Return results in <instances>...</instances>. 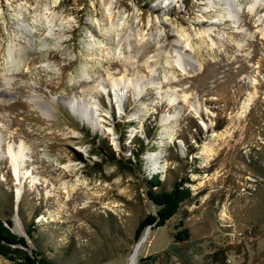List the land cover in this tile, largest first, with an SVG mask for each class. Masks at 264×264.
<instances>
[{
    "label": "rangeland",
    "instance_id": "obj_1",
    "mask_svg": "<svg viewBox=\"0 0 264 264\" xmlns=\"http://www.w3.org/2000/svg\"><path fill=\"white\" fill-rule=\"evenodd\" d=\"M122 127L144 175L191 189L138 239L143 175L97 146ZM0 217L51 264H264V0H0Z\"/></svg>",
    "mask_w": 264,
    "mask_h": 264
},
{
    "label": "trees",
    "instance_id": "obj_2",
    "mask_svg": "<svg viewBox=\"0 0 264 264\" xmlns=\"http://www.w3.org/2000/svg\"><path fill=\"white\" fill-rule=\"evenodd\" d=\"M125 129L122 127L118 129L119 136V151L115 155L114 151L107 146L108 151H105L100 145L98 149L100 153L105 156L115 158V163L123 168H127L131 172L143 175L145 184L146 197L154 204V212H149L143 216L135 228V239H138L143 229L146 226L151 228L159 227L165 224L172 216H175L180 210L182 203L191 196V189L184 185L189 181L188 177L176 180L173 186L169 189L162 188L163 179L160 174L155 172L150 176L144 175L142 166V155L148 147V142H145L143 137H137V143L130 148L129 155H125L126 146L122 143L125 139ZM146 136H149L146 134ZM95 149V151H98ZM12 219L7 217L5 219L0 217V255L16 260L19 264H51L44 252L37 246H30L35 238L34 223H30L26 228V235H19L12 230ZM179 228L173 234L177 240L187 239L189 236V228L184 224L183 220H179L176 225Z\"/></svg>",
    "mask_w": 264,
    "mask_h": 264
},
{
    "label": "bare ground",
    "instance_id": "obj_3",
    "mask_svg": "<svg viewBox=\"0 0 264 264\" xmlns=\"http://www.w3.org/2000/svg\"><path fill=\"white\" fill-rule=\"evenodd\" d=\"M106 9L109 10L108 12V16L111 15L112 11H111V5L107 6ZM116 47L117 48H120V42L118 40V42L116 43ZM174 58L175 60L177 61V63L179 64V66L182 68V70H184L186 73L188 72H192L194 70V66H193V63L189 62L186 60V62H181L180 61V58L181 56L179 54H175L174 55ZM111 85H112V89H113V92H114V95L116 97V99H119L121 98L122 96V89L118 86H116L117 82L113 79L111 80ZM142 87H138L136 93L139 92V89H141ZM72 102H75L72 101ZM90 106V105H89ZM88 105H85V106H81L79 108V110H76V113H78L80 115L81 118H84L93 128L96 127V120H95V116H94V113L91 109V107H89ZM42 108H44L45 110L47 109L46 106L44 105ZM10 155H11V163L13 165V169H14V172L16 173L17 175V171L19 169V160H18V156H19V153L16 151H14L11 147H10ZM152 164H155L156 165V160L152 161Z\"/></svg>",
    "mask_w": 264,
    "mask_h": 264
}]
</instances>
